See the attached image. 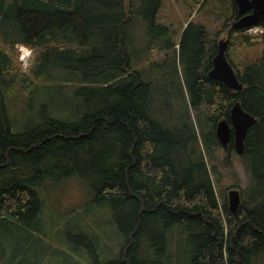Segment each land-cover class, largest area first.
Segmentation results:
<instances>
[{"label":"trees","instance_id":"1","mask_svg":"<svg viewBox=\"0 0 264 264\" xmlns=\"http://www.w3.org/2000/svg\"><path fill=\"white\" fill-rule=\"evenodd\" d=\"M185 2L200 17L170 42L158 22L163 0H0V220L44 232V188L79 177L126 236L119 259L105 264H177L182 232L188 264H263L264 23L259 34L233 28L235 0ZM227 26L241 90L209 76ZM18 44L33 50L27 71ZM158 48L173 52L140 68ZM65 72L80 84L77 117L52 116L44 104L40 122L19 130L8 102ZM237 101L256 117L243 154L233 134L224 147L216 133ZM200 108L197 135L191 113ZM231 187L242 192L235 212Z\"/></svg>","mask_w":264,"mask_h":264},{"label":"rangeland","instance_id":"2","mask_svg":"<svg viewBox=\"0 0 264 264\" xmlns=\"http://www.w3.org/2000/svg\"><path fill=\"white\" fill-rule=\"evenodd\" d=\"M198 16L200 17L197 8L190 9L185 0H163L158 22L168 26V33L164 35L168 41L179 42L184 28L190 22H196ZM176 48L179 51L178 45ZM166 51L167 49L161 48L150 51L146 57H142L140 68L146 67L149 60L164 59ZM18 52L20 56L19 49ZM172 52L173 50L170 54ZM260 52V49L249 50L248 59H256ZM33 59L34 53L31 49V55L24 61L19 60L24 71L29 69ZM56 83L67 85L58 88L54 86ZM79 85L71 79L68 72L62 75L56 73L55 77L47 78L36 88L34 86L29 98H26L25 91L19 93L7 105L10 114L16 116V127L21 130L40 122V110L44 104L52 116L75 119L76 109L83 99V96H77L74 91ZM191 116L196 133L200 135L201 123L205 122L203 108L192 112ZM236 153L234 163L238 168L239 180L244 183V170ZM231 188L227 191V201ZM42 193L45 196L42 216L46 224L44 227L41 224L44 232L35 231L36 227H33V234H29L0 220V264H105L119 259L126 236L120 232L109 207L94 200L92 189L82 179L73 177L59 184H48ZM176 235L177 233L173 237ZM176 237L181 245V255H176V263L188 264L189 248L183 244L185 234L182 232ZM189 237L192 241L197 238L196 235Z\"/></svg>","mask_w":264,"mask_h":264},{"label":"water","instance_id":"3","mask_svg":"<svg viewBox=\"0 0 264 264\" xmlns=\"http://www.w3.org/2000/svg\"><path fill=\"white\" fill-rule=\"evenodd\" d=\"M240 17L232 22L233 28H250L264 23V0H235ZM229 46L228 38L224 37L218 41V50L213 58V67L209 76L225 83L229 88L241 90L243 88L234 66L227 56ZM256 122V117L247 112L240 101L235 102L231 111L230 122L221 119L216 126V133L220 143L227 147L232 134L234 135L236 151L239 154L245 152V138L249 128ZM242 193L239 188H231L228 192V204L232 212L241 205Z\"/></svg>","mask_w":264,"mask_h":264},{"label":"clouds","instance_id":"4","mask_svg":"<svg viewBox=\"0 0 264 264\" xmlns=\"http://www.w3.org/2000/svg\"><path fill=\"white\" fill-rule=\"evenodd\" d=\"M17 48L19 49V51L21 53V55L19 56L20 61H24L27 56L31 55V48L29 46H24V45L18 44Z\"/></svg>","mask_w":264,"mask_h":264},{"label":"flooded vegetation","instance_id":"5","mask_svg":"<svg viewBox=\"0 0 264 264\" xmlns=\"http://www.w3.org/2000/svg\"><path fill=\"white\" fill-rule=\"evenodd\" d=\"M238 7V6H237ZM240 17V15H239V13H238V17H236L235 19H233V21L234 20H236V19H238ZM232 21V22H233ZM231 22V23H232ZM259 26H261V25H259ZM233 27V26H232ZM236 29V28H235ZM231 30V27L230 26H227V27H225L224 28V31L217 37V45H218V41L220 40V39H222V38H224V37H226V38H228V33H229V31ZM214 56L215 55H213V57H211L212 58V63H213V58H214ZM205 59H206V57L204 56V57H202V59H201V61L202 62H204L205 61Z\"/></svg>","mask_w":264,"mask_h":264},{"label":"built area","instance_id":"6","mask_svg":"<svg viewBox=\"0 0 264 264\" xmlns=\"http://www.w3.org/2000/svg\"><path fill=\"white\" fill-rule=\"evenodd\" d=\"M246 31L250 34H259V33L263 32V28L261 26L256 25V26L247 28Z\"/></svg>","mask_w":264,"mask_h":264}]
</instances>
